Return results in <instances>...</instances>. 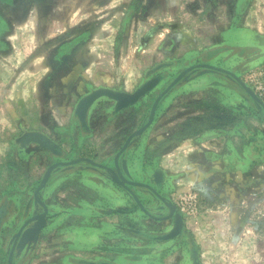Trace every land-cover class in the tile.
Segmentation results:
<instances>
[{
    "label": "rangeland",
    "instance_id": "1",
    "mask_svg": "<svg viewBox=\"0 0 264 264\" xmlns=\"http://www.w3.org/2000/svg\"><path fill=\"white\" fill-rule=\"evenodd\" d=\"M203 64L236 75L245 88L217 70L186 73L118 159L122 176L141 185L127 191L81 161L113 167L156 98ZM30 65L34 91L44 93L39 126L32 115H16L10 92ZM157 74L160 83L134 107L115 113L112 101L97 100L88 131L81 129L74 113L81 98L99 88L133 93ZM261 104L264 0H0V205L10 203L0 264H8L17 230L42 212L33 193L48 170L71 161L78 162L54 167L40 196L50 216L63 219L24 236L12 264H264ZM30 131L56 141L65 156L17 143ZM101 181L118 190L112 204L95 201ZM95 209L104 215L95 219ZM108 218L113 236L87 244Z\"/></svg>",
    "mask_w": 264,
    "mask_h": 264
},
{
    "label": "water",
    "instance_id": "2",
    "mask_svg": "<svg viewBox=\"0 0 264 264\" xmlns=\"http://www.w3.org/2000/svg\"><path fill=\"white\" fill-rule=\"evenodd\" d=\"M197 68H209V69H213V70H217L220 72H224L229 74L231 77H233L240 85H242L244 87V84L236 77V75L223 70V69H219V68H215L209 65H196L193 67H190L188 69H186L183 73H181L155 100L153 106H152V110H151V114H150V118L148 120V122L139 130H137L135 133H133L129 139L127 140V142L125 143L124 147L119 151V153L115 156L114 158V163H113V167H106L103 165H98L94 162H92L91 160H86V159H82L81 161H87L89 163H91L94 167L97 168H101L104 171H106L107 173L112 175V179H114L115 183L117 185H119V187H122L123 189L129 191V187L127 185H141L140 183H132L130 181H128L127 179H125L120 171L119 165H118V159L120 157V155L123 153V151H125L128 143L130 142V140L135 137L136 135L140 134L141 132L145 131L152 123L153 118H154V114H155V109L158 105V103L160 102V100L168 93V91H170V89H172V87H174L176 85V83H178L186 73H188L189 71H192L194 69ZM163 75L162 74H157L154 77H152L151 79H149L148 81L144 82L142 85H140L133 93H126L123 91H116V90H112L109 88H99L96 89L94 91H92L90 94L84 96L83 98H81L75 108V116L77 117L80 127L83 131H88V123H87V117H88V113L91 109V107L93 106V104L102 98L108 99L110 101H112L114 103V112L118 113L121 112L123 110L129 109L131 107H134L141 99H143L145 96H147L149 93H151L156 87L157 85L160 83V81L162 80ZM245 88V87H244ZM247 90V89H246ZM248 91V90H247ZM253 97V96H252ZM254 98V97H253ZM256 99V98H255ZM256 101H258V103H261L258 99H256ZM263 109H264V105L261 104ZM17 143H19L20 145H26V144H36L37 146H39L42 150H45L46 152H48L52 157L54 158H63L65 156V151L64 149L60 146V144H58L56 141H53L51 138H49L48 136H46L43 133L40 132H35V131H30V132H25L23 135H21L18 140ZM80 161V160H79ZM78 161H71V162H66V163H56L50 170H48V172L46 173L45 177L43 178V180L41 181L40 185L36 188V190L33 193V199L34 201L37 203V205H39L42 208V212L34 217H32L31 219L27 220L22 227H20L13 240L11 241V250L9 252L8 255V264H12V260H13V253L15 248L17 247V245L21 242V240L24 238V236L27 237H32L35 236L37 234H39L40 232V228L45 227L49 228L51 227L54 223L57 222V220H60V217L63 219L64 213H57L56 215H52V217L50 216L51 213L54 212L53 208L50 207V205L48 203H45L40 196L44 195V189L47 187L46 183L48 181V178L51 176V171L54 169V167H71L74 164H76ZM114 183V182H113ZM112 181L111 182H98L97 185L95 186L96 192L95 194V201H97L98 203H100V205L102 204H112L113 202H115V199L117 200L118 198V190L117 188L113 185ZM143 186H146L143 184ZM147 188H149L150 190H152V192H154L156 195V197H160L152 188H150L148 185L146 186ZM55 192V189L53 191V193ZM134 199L136 200L137 204L139 207L142 208V205L140 204V202L138 201L137 197L135 195H133ZM161 198V197H160ZM162 199V198H161ZM50 204L51 203V198H50ZM53 205H55L53 203ZM60 205H56V207H59ZM8 207H10V203L6 200L3 201V203L0 205V237L5 235V231L7 230L6 228H4V225L6 223V219L8 216ZM95 219L97 218V216H102L104 215L103 212L99 211V215H97V209H95ZM107 215V214H106ZM111 217V216H109ZM52 219V221H50V223L46 224L45 220H49ZM91 219V218H90ZM33 221H37L38 223V227H35L34 229H28V231L26 230V227L33 223ZM112 220H110V218H108L107 220H104L101 224H99L97 227L98 228H93L92 230H90L88 232V236L86 239V243L93 245L94 243H96L97 241H101L102 239H107L109 237L113 236V225H112ZM177 226V232L181 229L182 227V223L180 221H178ZM103 234H107V235H103L101 236L102 233ZM176 233L174 235H176ZM173 237V236H172ZM86 243H84L83 245H86ZM97 245H95L96 247ZM93 247V248H95ZM108 249V248H106ZM109 250L111 251H117L119 252L120 250L117 249H113V248H109ZM122 253V252H119ZM68 260V259H67ZM71 260L67 261V263L70 264ZM111 264H118L116 262H112Z\"/></svg>",
    "mask_w": 264,
    "mask_h": 264
},
{
    "label": "crops",
    "instance_id": "3",
    "mask_svg": "<svg viewBox=\"0 0 264 264\" xmlns=\"http://www.w3.org/2000/svg\"><path fill=\"white\" fill-rule=\"evenodd\" d=\"M30 66H26L21 73L20 77L17 79L16 84L13 86V88L10 90L14 94V112L16 115L21 117H29L34 116L35 118V124L39 126V120L37 119V115L39 112L43 109L42 104L44 99V93L38 92L37 90L34 91V88L37 83L35 82L37 78L31 77L30 75H33L32 69H30ZM30 73V74H29ZM29 74V75H27ZM30 77V79H29ZM40 97H42L40 99ZM43 101V102H42ZM53 252V251H52ZM47 254L48 251L46 252ZM66 259H62V262L60 261L59 264H63L66 262ZM32 264L34 261L31 262Z\"/></svg>",
    "mask_w": 264,
    "mask_h": 264
},
{
    "label": "flooded vegetation",
    "instance_id": "4",
    "mask_svg": "<svg viewBox=\"0 0 264 264\" xmlns=\"http://www.w3.org/2000/svg\"><path fill=\"white\" fill-rule=\"evenodd\" d=\"M170 212H171V210H170ZM170 215H171V213H170ZM178 221L181 222V220H180L179 218H177V219H176V225L178 224ZM176 232H177V226H176V229H175V232H174V233H176Z\"/></svg>",
    "mask_w": 264,
    "mask_h": 264
},
{
    "label": "bare ground",
    "instance_id": "5",
    "mask_svg": "<svg viewBox=\"0 0 264 264\" xmlns=\"http://www.w3.org/2000/svg\"><path fill=\"white\" fill-rule=\"evenodd\" d=\"M79 235V234H78Z\"/></svg>",
    "mask_w": 264,
    "mask_h": 264
}]
</instances>
